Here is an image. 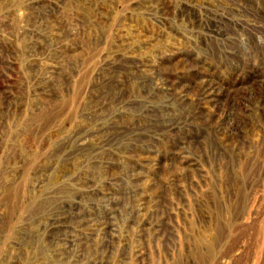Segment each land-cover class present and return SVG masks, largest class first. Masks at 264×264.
Returning <instances> with one entry per match:
<instances>
[{
  "label": "rangeland",
  "instance_id": "1",
  "mask_svg": "<svg viewBox=\"0 0 264 264\" xmlns=\"http://www.w3.org/2000/svg\"><path fill=\"white\" fill-rule=\"evenodd\" d=\"M0 264H264V0H0Z\"/></svg>",
  "mask_w": 264,
  "mask_h": 264
}]
</instances>
